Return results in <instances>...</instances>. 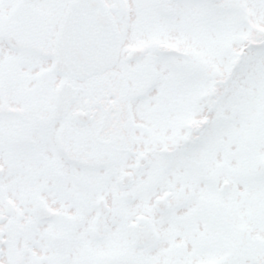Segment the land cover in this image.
I'll list each match as a JSON object with an SVG mask.
<instances>
[{"label":"snow or ice","instance_id":"6c2138e0","mask_svg":"<svg viewBox=\"0 0 264 264\" xmlns=\"http://www.w3.org/2000/svg\"><path fill=\"white\" fill-rule=\"evenodd\" d=\"M0 264H264V0H0Z\"/></svg>","mask_w":264,"mask_h":264}]
</instances>
